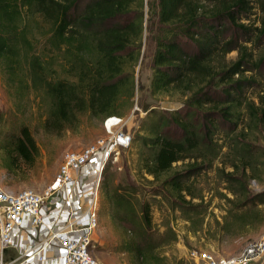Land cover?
Returning <instances> with one entry per match:
<instances>
[{
	"label": "trees",
	"instance_id": "obj_1",
	"mask_svg": "<svg viewBox=\"0 0 264 264\" xmlns=\"http://www.w3.org/2000/svg\"><path fill=\"white\" fill-rule=\"evenodd\" d=\"M249 2L151 0L147 12L145 0H0L3 82L9 96L19 101L41 89L48 103L47 121L56 131L69 127L82 113L102 122L133 107L134 70L144 31L153 33L149 93L177 95L181 104L173 110L144 106L146 115L134 139L140 144L142 168L160 183L156 194L189 220L191 214L204 211L186 196L197 197L192 189L195 178L212 169L222 155L224 145L216 136L235 133L243 123L244 128L229 138L233 160L215 168L236 198L225 196L234 206L229 216L239 221L247 209L264 205V191L249 189L246 172L253 170L252 157L260 147L245 133L264 131V90L258 102L250 99L247 91L257 80L244 75L264 62V48L255 57L247 45L253 39L264 42V18L259 27L243 22L252 13ZM237 32L243 33L241 44ZM39 37H45L50 53L36 51ZM232 51L237 58L226 62ZM5 148L9 158L25 163L38 156L26 126ZM176 162L183 168L168 175ZM225 166L232 170L225 172ZM135 191L123 184L113 188L112 215L121 223L141 227L138 240L123 249L150 257L160 243L149 232L151 206L138 200Z\"/></svg>",
	"mask_w": 264,
	"mask_h": 264
},
{
	"label": "rangeland",
	"instance_id": "obj_2",
	"mask_svg": "<svg viewBox=\"0 0 264 264\" xmlns=\"http://www.w3.org/2000/svg\"><path fill=\"white\" fill-rule=\"evenodd\" d=\"M145 1H149V6L144 7L145 11L150 12L151 0ZM249 5L252 7L250 19L243 22L252 27H259L260 21L264 18V1L250 0ZM152 35L153 33L144 31L139 61L134 70V105L129 110L125 109L120 115L125 118L127 128L132 134L130 146L119 150L118 158L113 160L111 156L103 164L101 171L99 165L94 162L95 159L85 165L76 186L74 207L77 212H82L86 208L92 187L98 183V223L91 234V254L104 264H196L189 256V251L193 249L206 251L217 257L238 254L247 243L264 236V205L247 209L248 213H245L247 216L244 214L245 217L241 220L234 221L229 216L234 206L225 198H236L225 188L226 183L220 176L222 173L216 172L215 168H222L224 164L229 165L233 160L235 151L230 150L229 138L244 128L243 123L237 126L235 133L225 135L224 132H220L216 136L218 142L224 145L222 155L214 161L212 169L195 178L192 189L197 197L191 199L186 196V198L191 200L190 204H199L200 210L204 211L199 215L191 214L189 220L180 211L172 210L164 198L156 194L160 183L153 181L152 176L146 174L142 168L139 156L140 144L134 139L146 115L144 106L149 109L173 110L181 104L177 95L152 96L149 93L151 56L154 50ZM237 36H239L238 43L241 44L243 33L237 32ZM253 40L252 44L247 43V45L251 46L257 57L264 48V42ZM35 44L37 52L45 55L50 53L45 37H39ZM236 58L237 52L232 51L226 55L225 60L231 62ZM244 75L255 76L257 85L247 91V96L258 102L257 97L263 94L262 90H264V62L254 71H247ZM43 95L42 90L39 89L31 90L20 99L21 101L17 97L9 96L0 72V183L7 191L13 193L23 189L42 191L46 185L55 181V175L66 151L83 150L104 136L101 120L92 118L87 113H82L73 119L69 127L56 131L47 121L48 103ZM21 126L29 129L38 147V156L33 163L9 158L5 148L17 135ZM245 135L254 146L260 147V152L256 150L252 157L255 156L252 161L253 170H246L249 174L248 187L253 193H257L264 191V131L248 130ZM260 153L263 156L259 157ZM182 168L183 164L176 162L168 175ZM224 170L228 172L232 169L225 166ZM253 176L255 178H252ZM117 184L135 188L136 198L147 201L151 206L149 232L152 239L160 245L151 252L150 257H140L136 252L123 249L124 246L133 243V240H138L141 227L139 228L137 223L132 225L121 223L113 217L110 196ZM57 203L58 207L62 206L61 199H58ZM12 258L13 249L9 248L4 252V261L7 262ZM43 263H47V257ZM261 263H264V256L252 264Z\"/></svg>",
	"mask_w": 264,
	"mask_h": 264
},
{
	"label": "built area",
	"instance_id": "obj_3",
	"mask_svg": "<svg viewBox=\"0 0 264 264\" xmlns=\"http://www.w3.org/2000/svg\"><path fill=\"white\" fill-rule=\"evenodd\" d=\"M126 123L120 115L106 116L102 120L104 136L83 150L66 151L55 181L40 192L23 189L13 193L0 183V264H44L46 257L50 264H104L90 250L91 234L98 223V183L92 187L84 211H76L74 197L85 165L95 159L101 171L111 156L118 158L119 150L130 146L132 134ZM24 236L27 243L5 262L4 252L15 248ZM189 256L196 264H252L264 256V236L247 243L238 254L217 257L193 249Z\"/></svg>",
	"mask_w": 264,
	"mask_h": 264
},
{
	"label": "crops",
	"instance_id": "obj_4",
	"mask_svg": "<svg viewBox=\"0 0 264 264\" xmlns=\"http://www.w3.org/2000/svg\"><path fill=\"white\" fill-rule=\"evenodd\" d=\"M27 240H28L27 237L24 236L22 240L20 239V241L17 242V246L15 248L11 247V249H13V256L17 255L18 251L21 250L24 247V245L27 243ZM30 264H35V263L33 262ZM44 264H50V263L48 261L47 263H44Z\"/></svg>",
	"mask_w": 264,
	"mask_h": 264
},
{
	"label": "bare ground",
	"instance_id": "obj_5",
	"mask_svg": "<svg viewBox=\"0 0 264 264\" xmlns=\"http://www.w3.org/2000/svg\"><path fill=\"white\" fill-rule=\"evenodd\" d=\"M97 172H99V171H97ZM43 251V250H42ZM46 252H44V254H45Z\"/></svg>",
	"mask_w": 264,
	"mask_h": 264
}]
</instances>
